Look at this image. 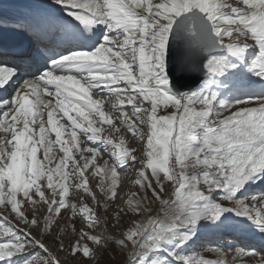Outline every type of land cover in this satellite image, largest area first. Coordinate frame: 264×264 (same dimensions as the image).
Instances as JSON below:
<instances>
[{"label": "snow or ice", "instance_id": "obj_1", "mask_svg": "<svg viewBox=\"0 0 264 264\" xmlns=\"http://www.w3.org/2000/svg\"><path fill=\"white\" fill-rule=\"evenodd\" d=\"M36 8L0 42V264H264L200 250L264 237V0Z\"/></svg>", "mask_w": 264, "mask_h": 264}, {"label": "rangeland", "instance_id": "obj_2", "mask_svg": "<svg viewBox=\"0 0 264 264\" xmlns=\"http://www.w3.org/2000/svg\"><path fill=\"white\" fill-rule=\"evenodd\" d=\"M255 106V105H252ZM131 175H132V170L130 169L128 172V176L127 179L130 180L131 179ZM131 188L130 183L129 184H125L124 189L121 191L120 195L123 196L125 195V192L127 190H129ZM262 188V187H261ZM134 190V189H132ZM255 232H249V234H254ZM237 234V233H236ZM235 235V234H234ZM211 236V235H210ZM255 240V239H253ZM248 241V242H247ZM233 243V244H243V245H251L254 246V244H252L253 242H251L250 240H246V241H242V240H237L234 239L232 236H215V237H207L200 245V250L203 251L204 248L208 247L210 244L213 243ZM61 255H63L61 253ZM204 255L206 257L210 256L209 253L204 252ZM101 264H123V258L119 255H117L115 258H112L111 256H106L102 261Z\"/></svg>", "mask_w": 264, "mask_h": 264}, {"label": "bare ground", "instance_id": "obj_3", "mask_svg": "<svg viewBox=\"0 0 264 264\" xmlns=\"http://www.w3.org/2000/svg\"><path fill=\"white\" fill-rule=\"evenodd\" d=\"M15 2H18L16 0H14ZM14 1H10L9 0H4L3 1V7L5 9H12L15 6L13 5L15 2ZM31 1V0H29ZM39 2H41V0H39ZM16 4V3H15ZM35 13L36 11H30ZM255 92H258V90H254ZM255 232V231H252ZM236 235H238L239 237H244V238H251V239H255L254 242L252 244H254V247H256L257 249L260 248H264V237H262L259 233L255 232L254 234H249V232H244V233H237ZM248 242V241H247Z\"/></svg>", "mask_w": 264, "mask_h": 264}, {"label": "water", "instance_id": "obj_4", "mask_svg": "<svg viewBox=\"0 0 264 264\" xmlns=\"http://www.w3.org/2000/svg\"><path fill=\"white\" fill-rule=\"evenodd\" d=\"M193 75H195V73H193Z\"/></svg>", "mask_w": 264, "mask_h": 264}]
</instances>
